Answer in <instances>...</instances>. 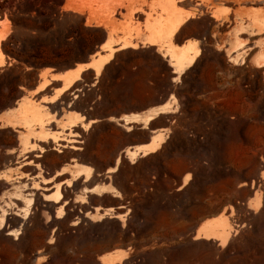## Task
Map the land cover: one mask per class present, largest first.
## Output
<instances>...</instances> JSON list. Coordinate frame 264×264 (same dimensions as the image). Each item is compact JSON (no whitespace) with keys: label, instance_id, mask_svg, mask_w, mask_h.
Returning <instances> with one entry per match:
<instances>
[{"label":"rangeland","instance_id":"obj_1","mask_svg":"<svg viewBox=\"0 0 264 264\" xmlns=\"http://www.w3.org/2000/svg\"><path fill=\"white\" fill-rule=\"evenodd\" d=\"M58 5L0 0V264H264V0H72L68 11ZM186 12L192 16L172 42L186 43L185 64L197 56L178 76L163 54L168 43L148 38ZM107 33L112 47L102 46ZM124 38L138 46L113 50ZM107 56L98 76L87 68L54 102L41 99L62 80L33 91L53 72ZM165 102L170 110L148 125H124L122 117ZM31 104L43 105L51 137L29 135L36 146L23 159L28 131L10 122ZM70 110L95 121L63 128L59 119ZM152 138L162 140L157 150L135 160L127 155ZM29 160L41 168L24 164ZM79 163L92 167L90 179L61 185L58 203L45 200L54 189L43 187L74 176L55 173ZM42 177L51 179L44 184ZM97 183H111L117 196L84 192ZM81 194L85 202L75 200ZM97 206L113 211L101 219ZM238 215L252 226L234 236ZM216 223L224 225V243L195 238L199 226Z\"/></svg>","mask_w":264,"mask_h":264},{"label":"bare ground","instance_id":"obj_2","mask_svg":"<svg viewBox=\"0 0 264 264\" xmlns=\"http://www.w3.org/2000/svg\"><path fill=\"white\" fill-rule=\"evenodd\" d=\"M180 12H182V11H180ZM186 13H185V15H182V16H177L176 13L173 14V17H171V19H169V21L167 22L166 26H163V27L159 28L158 30H156L154 32V35H152L150 38H148L149 39L148 42L150 44L158 43L160 45V43H163V42L168 43L167 44V49H166L167 53H163V54L164 55H166V54L168 55L169 60H170V64L174 68L173 71L178 73V76L181 73H183V71L185 70L186 67L190 66L193 63L194 59L197 56L196 55L195 58L194 57L191 58L188 61V64H185V60L187 59L188 55L190 54L189 51H188L189 49L185 50V47H186L185 44L186 43H184L182 45H179V44H176V43L174 44L172 42L173 36L176 34V32H178L179 28L182 26V24L185 22V20L187 18H189L190 16H192L191 12H188L187 14ZM4 37H5V34H3L0 37V43H1V40ZM122 42L123 43H121L120 46H118L117 48H114L113 50H118L120 48H124V47H128V46H132V47H137L138 46L137 42L134 43V42L131 41V39L129 40L128 38H124V40ZM111 45H112V42L106 41L105 43H103L102 46L112 47ZM161 45L164 46L163 44H161ZM165 48H166V46H165ZM0 52H1L0 53L1 54L0 64H2L4 62V54L1 51V48H0ZM111 57L112 56H107L104 59L102 57H98L96 59L94 58V59H92V60H90V61H88L86 63L77 64L76 67H74L72 69H69L67 71L56 72V73L53 72V74H50L51 75L50 79H48V80L46 79L43 82L39 83V85L33 91L34 92H38V91L43 90L51 82V79L52 80H62V85L60 87H58L56 89V91L52 95L44 96L41 99V100H43L45 102H54L60 96V94H62L63 92H65L67 90H70L77 82L82 80V73L87 68L95 69L96 76H98L99 73L101 72V69L103 68V65L106 62H108ZM263 60H264V57H263ZM263 60H262V62H263ZM46 69H47L46 70V73H47L49 68H46ZM76 90L79 91L80 88L77 87L73 92H75ZM77 96H78V93H74L73 97L76 98ZM42 107H43V105L41 107H39V106L31 104L30 106L25 107L24 113H23V115L20 116L19 119L14 118V120H12L10 122V125L12 127H17V126L21 127L22 126V127H25L27 129V131H28V133H26L27 135H22L21 136V138H22V142H21L22 143V149H21V152L19 151L20 153H19L18 156L22 157L23 159L27 157L24 152L29 151V150L33 149L36 146V142H33L32 144H30L29 135H32L37 140H42V141H44L47 138L51 137L50 134L45 133L44 130H43V126H44L45 121H46L45 115H47V113L43 114L44 107L43 108ZM169 110H170V104H169V102H165L162 105L152 107L151 109L147 110L146 112H144L142 114L133 113L131 115L122 117V119H124V125L126 126L127 129H130V125L129 126H127V125L130 124L131 122H142V125L144 124V126H146V125H148V123L151 120L155 119L160 113L167 112ZM84 119H85V116L83 114H81L80 112H78L76 110H70V111H67L66 114H63L62 117L59 120H60V122H62L63 128H72V127L79 126V125H81V126H85V125L89 126V125H91V123L93 121H95V119H93V120L90 119V120H88L85 123ZM35 126H39L41 128V130H38V127H37L38 131H36ZM53 138H54V141L59 140V138L56 137V136H53ZM60 140H62V139H60ZM161 142H162V140L152 138V140L150 142H148V143L135 145V146H133L132 149L131 148L130 149L129 148L126 149V153L132 160H135L138 156H143V155H146L148 153H151V152H154L155 150H157L159 148ZM54 148L56 149V147H54ZM118 163H119V158L116 160V165ZM24 164H33L37 168L40 167L39 163H34L33 160H29L27 162H24ZM73 167H74V169H72V167H64V168L60 169L59 171H57L55 173V175H54V176L59 175V174L62 175L64 172H67V171L69 172L71 170L74 173L73 177L65 179L64 181H60L58 183H55L51 187H48V186L47 187H43V189H45V190L54 189L50 193L44 194V199L45 200L53 201L55 203L60 202L62 200V198H63V193L61 191V185L65 184L66 186H71L73 181L75 179L79 178L82 175L84 176V181L89 180L90 177L92 176V170L93 169L89 165H85V164H82V163L80 164L79 163V164H73ZM263 173H264V171H263ZM262 177H263V175H262ZM50 179L51 178L42 177L40 179V181L42 183L46 184V183H48L50 181ZM33 187L39 188L40 187L39 186V182H36L35 185H33ZM107 191L112 192V194L114 193V196H117V194H118L117 190L115 189V187L111 183L110 184H99V183H97V184L93 185L91 188L85 189L84 192L85 193H87V192H95L96 194L99 195V194H101L103 192H107ZM86 199H87L86 195H83V194L77 195V197L75 198V200H79L81 202H85ZM65 203H66V201L63 202V205L58 207L57 217H62L64 215V213H65V209H64ZM111 208L105 209L104 211L102 210L103 212L99 213L98 211L101 208L99 206H97V207H95V211H96V213L99 214V218L102 219V217H104L105 214L109 213V211L112 210ZM87 214L88 213H86V215ZM115 216L118 219L122 220V221L124 220L123 216L120 215V214L115 215ZM3 222H4V214L0 215V226H2L4 224ZM224 230L225 229H224L223 223H216V224L209 225V226L201 225V226H199V228L196 231L195 238L196 239L197 238L199 239L200 237L201 238H211V239L215 238V239L222 240L223 243H224L225 242ZM13 231L14 230H10L8 232V234H13L12 233ZM220 243H222V242L220 241ZM103 260H104L105 263L108 262V260L106 258H104ZM117 260H118V262H120L121 261L120 257Z\"/></svg>","mask_w":264,"mask_h":264},{"label":"built area","instance_id":"obj_3","mask_svg":"<svg viewBox=\"0 0 264 264\" xmlns=\"http://www.w3.org/2000/svg\"><path fill=\"white\" fill-rule=\"evenodd\" d=\"M231 225H232V233L234 236L238 235L242 231V229L252 226V224L249 221L245 220L244 218L242 219L241 215L232 218Z\"/></svg>","mask_w":264,"mask_h":264},{"label":"crops","instance_id":"obj_4","mask_svg":"<svg viewBox=\"0 0 264 264\" xmlns=\"http://www.w3.org/2000/svg\"><path fill=\"white\" fill-rule=\"evenodd\" d=\"M72 0H59V5H58V8H59V10L60 11H68L66 8H65V6L69 3V2H71ZM182 1H184V0H182ZM187 10H190V8L189 7H187L186 8ZM69 11H76V10H69ZM83 16H84V18L85 19H87V13H83ZM106 32H107V30H106ZM108 39V33L106 34V37H105V40H104V42L106 41ZM103 42V43H104ZM38 86V84L33 88V90L36 88ZM105 254H110V252L109 253H105Z\"/></svg>","mask_w":264,"mask_h":264},{"label":"trees","instance_id":"obj_5","mask_svg":"<svg viewBox=\"0 0 264 264\" xmlns=\"http://www.w3.org/2000/svg\"><path fill=\"white\" fill-rule=\"evenodd\" d=\"M6 51V50H5ZM6 53L10 54L9 52L6 51Z\"/></svg>","mask_w":264,"mask_h":264}]
</instances>
